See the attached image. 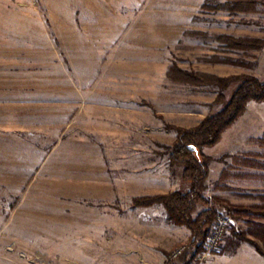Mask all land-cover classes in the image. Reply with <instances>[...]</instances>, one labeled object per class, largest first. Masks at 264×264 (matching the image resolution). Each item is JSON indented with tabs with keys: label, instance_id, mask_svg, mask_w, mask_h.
Instances as JSON below:
<instances>
[{
	"label": "rangeland",
	"instance_id": "374dc122",
	"mask_svg": "<svg viewBox=\"0 0 264 264\" xmlns=\"http://www.w3.org/2000/svg\"><path fill=\"white\" fill-rule=\"evenodd\" d=\"M234 1L0 0V264H173L182 245L196 252L176 264H241L228 254L255 249L234 233L264 218L228 207L264 202V101L200 148L208 231L232 217L219 250L198 259L203 244L162 203L137 204L189 189L171 159L178 129L235 89L174 69L264 81V0Z\"/></svg>",
	"mask_w": 264,
	"mask_h": 264
},
{
	"label": "trees",
	"instance_id": "16d2710c",
	"mask_svg": "<svg viewBox=\"0 0 264 264\" xmlns=\"http://www.w3.org/2000/svg\"><path fill=\"white\" fill-rule=\"evenodd\" d=\"M233 6L240 11H254V0H236ZM251 4L253 8H245L244 5ZM225 39L228 37H224ZM251 45L260 46L263 44L259 40L248 41ZM181 78L188 79L196 84H210L220 87H227L234 84L235 89L224 107L215 114L207 116L198 126L191 129L179 128L178 138L171 149V159L174 163L184 169V176L189 180V189L187 191L176 190L169 194L148 197L137 200L140 206L162 203L169 214L170 219L179 225H185L192 231L191 242L197 247H201L207 237L208 230L216 215V206L211 199L204 195L206 180L209 177L210 158L201 154L202 146H211L217 143L223 131L246 110L247 103L251 100L264 101V81L253 75H237L222 78L212 74H201L193 71H184L174 69ZM224 93L219 94V100H225ZM195 146L196 150L191 147ZM201 154V156H199ZM218 202L219 199L215 198ZM199 205L206 208L195 215ZM231 213L247 215L250 218H264V202L262 204H253L250 206L230 205L228 207ZM251 234L264 242V224H256L255 229L235 232V237L239 240L251 242L255 248L264 255L263 249L254 241L246 236Z\"/></svg>",
	"mask_w": 264,
	"mask_h": 264
},
{
	"label": "built area",
	"instance_id": "2783aa9c",
	"mask_svg": "<svg viewBox=\"0 0 264 264\" xmlns=\"http://www.w3.org/2000/svg\"><path fill=\"white\" fill-rule=\"evenodd\" d=\"M232 224V217L229 215H220L218 218L214 221V224L208 233L206 240L203 243V251L202 255L201 253H197L198 259L202 260L206 255L209 253H214L217 250H219L224 242L225 238L229 234V228ZM196 251L193 252V250L190 249L188 245H182L178 249L174 250L173 253L170 256V263L176 264L179 263L180 260L183 263L186 261L185 257L191 258L193 257ZM187 258V259H188ZM189 259L186 261L188 262ZM182 263V264H183Z\"/></svg>",
	"mask_w": 264,
	"mask_h": 264
},
{
	"label": "crops",
	"instance_id": "0c3cea01",
	"mask_svg": "<svg viewBox=\"0 0 264 264\" xmlns=\"http://www.w3.org/2000/svg\"><path fill=\"white\" fill-rule=\"evenodd\" d=\"M262 222L264 223V220ZM228 255L235 258H241L239 261L241 264H264V255L256 248L251 250L240 249ZM222 256H227V254Z\"/></svg>",
	"mask_w": 264,
	"mask_h": 264
},
{
	"label": "water",
	"instance_id": "95a60500",
	"mask_svg": "<svg viewBox=\"0 0 264 264\" xmlns=\"http://www.w3.org/2000/svg\"><path fill=\"white\" fill-rule=\"evenodd\" d=\"M191 149H192V150H196V147H195V146H192Z\"/></svg>",
	"mask_w": 264,
	"mask_h": 264
}]
</instances>
